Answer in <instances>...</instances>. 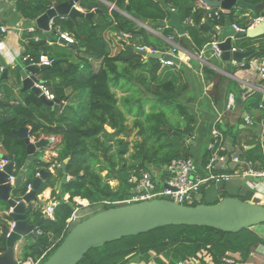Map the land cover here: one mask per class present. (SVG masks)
Listing matches in <instances>:
<instances>
[{
	"label": "trees",
	"instance_id": "obj_1",
	"mask_svg": "<svg viewBox=\"0 0 264 264\" xmlns=\"http://www.w3.org/2000/svg\"><path fill=\"white\" fill-rule=\"evenodd\" d=\"M62 1L65 0H14V7L25 20L34 22L51 6ZM164 1L168 8L181 15L187 36H179L172 27L154 28L161 30L166 37L172 36L181 46L187 47L190 43L197 52L204 50L207 54L213 50L211 57L218 56L208 44L216 35V26L224 24L225 14L217 7H207L201 0ZM245 1L258 7L257 10L235 7L230 12L233 22L240 27H247L249 16L264 15V0ZM127 2L133 12L150 22L169 18L168 9L157 0H115L116 6L121 9L127 6ZM81 6L88 11L99 9L93 22L83 17L57 16L51 29L55 38L51 45H46L47 38L39 28L24 33V56L38 59L45 54L60 60L39 75L62 104L52 108L33 91H23L21 76L15 69L19 87L14 90L13 85L5 83L0 69V92L5 95V101H13L8 106H0V151L7 154L12 146L15 147V174L27 159L25 140L15 130L27 127L31 137L49 140L38 150L39 155H44L46 150L56 152L48 162H33L27 179L12 191V196L20 200L41 168L49 170L54 167L37 190L39 195L51 188V198L56 202L54 219L45 217L40 221L44 215L43 204L39 200L28 204L27 220L31 223L40 221L37 228L41 233L22 247L19 256L23 260L29 257L37 260L44 255L40 264L49 258L69 233L71 227H68V220L75 211L101 205L94 214L128 204L115 202L131 198L136 185L133 177H139L142 171H146L158 186L171 176L168 166L172 160L193 158L189 139L195 133L197 118L182 99L190 88L186 67L183 64L165 65L157 58L145 60L136 51V46L167 51L168 43L153 36L135 21L110 10L99 0H81ZM218 11L220 15H216ZM57 28L74 37V49H67L56 42ZM123 33H128L130 37H124ZM35 36H39V40ZM1 38L0 33V41ZM239 40L241 48L252 50L244 59L246 67L251 60L264 58V41L255 45L251 38ZM23 62L26 65L31 63L30 59ZM202 74L205 82L213 84L211 98L215 103L219 102L225 94L227 77L208 65H203ZM229 88L233 90L231 86ZM117 90L126 94L119 97ZM257 95L255 93L253 98L237 102L236 108L240 113L242 110L251 112L260 120L264 117V100L263 106L256 109L254 102ZM255 111H260V114ZM129 116H132L131 123ZM238 118L235 125L228 122V128L218 124L224 136H230L235 144L239 143L240 124L245 122L243 117ZM137 128V138L130 141L131 133ZM245 142L251 147L242 152V158L262 161L263 151L256 140V133H250V140ZM212 152L206 146L201 158L194 160L198 170L209 162ZM67 159L69 180L58 192V182L63 176L61 166ZM112 182H117L116 190ZM223 185L225 183L219 184L220 188ZM201 190L202 199L190 205L213 204L226 196L239 197L244 201L252 199L250 193H245V196L223 193L220 197L204 201L206 186ZM66 195H69L67 199ZM75 198L86 199L89 203L80 204ZM9 208L5 201L0 200V253L7 247V234L12 221L6 213ZM263 243L264 239L251 228L233 233L206 226L171 225L92 248L78 264H177L180 260H187L190 264H228L226 259H231V264L246 263L256 247Z\"/></svg>",
	"mask_w": 264,
	"mask_h": 264
},
{
	"label": "water",
	"instance_id": "obj_2",
	"mask_svg": "<svg viewBox=\"0 0 264 264\" xmlns=\"http://www.w3.org/2000/svg\"><path fill=\"white\" fill-rule=\"evenodd\" d=\"M163 8L168 9L169 18L164 21L151 22L153 26L172 27L179 36L187 35V28L181 15L174 9L168 8L164 0H157ZM80 0H65L57 3L52 8H49L45 13L40 15L35 23L39 29L44 31L47 38V45L54 42V37L51 34L50 20L57 16H68L72 19L79 17L87 18L93 22L94 14L99 10L95 8L90 11H84L77 7ZM207 7H217L225 10V21L223 26L217 30L216 36L219 41L218 47L221 50L220 58L226 62V69L232 70V60L241 62L245 59L252 50H237L232 51L234 41L241 38L255 39L264 35V21L254 28L247 31L236 30L230 12L235 7H247L252 10H257V5L251 4L245 0H201ZM127 12L132 11L131 6H126ZM134 17L147 23L149 20L143 18L136 12ZM251 18L250 16L248 19ZM209 23V21H208ZM212 27V26H211ZM62 45H67L65 40L58 39ZM76 47L75 44H69ZM211 47V44H208ZM134 50L133 47H129ZM138 53L145 57V60L150 58L160 59L162 62H171L175 65L181 64V58L178 54L170 51H150L147 49L138 50ZM0 60L5 66L6 62L0 54ZM59 59H54L50 65H15V69L21 76L23 91L31 90L46 104L55 107L56 104L63 102L58 98L48 100L41 93L40 88L35 84L38 79V74L45 68L56 64ZM8 69L4 68L3 76H6ZM262 99V94L257 95L254 105L259 108ZM240 103V98L237 99ZM3 104L9 105L4 101H0V106ZM138 128L130 135L129 140L134 138ZM15 132L24 138L26 143L27 159L22 167L17 171L14 181H9V176L13 173L15 147L12 146L11 151L7 154H0L7 160L3 169H0V200L5 201L9 207H13V211L8 215L15 223L9 236L6 240V250L0 253V264H15L16 263V246L25 238H36L35 233L40 221L31 223L27 220L26 212L28 204L38 200L37 190L45 181L51 169L41 168L39 174L33 178L30 188L27 193L20 199L12 196V191L20 185L29 174V169L33 162L43 161L48 162L43 155L38 154L44 145L49 143L48 139L32 140L27 127H21ZM67 160L62 164L61 168L63 176L58 182V192L62 186L69 180L67 174ZM167 187V183H164ZM83 204V203H82ZM264 223V202L258 196H254L250 201H244L239 197L226 196L220 199L219 202L213 204L198 203L196 205L180 204L176 201L167 198H153L132 202L125 205L115 206L108 209L100 210L86 219L79 221L71 227L69 233L64 238L59 247L49 256L43 264H78L85 254L92 248L104 246L106 243L120 240L124 237L135 236L146 233L150 230L163 226L171 225H189V226H206L219 229L226 232H239L243 229H249L254 226Z\"/></svg>",
	"mask_w": 264,
	"mask_h": 264
},
{
	"label": "built area",
	"instance_id": "obj_3",
	"mask_svg": "<svg viewBox=\"0 0 264 264\" xmlns=\"http://www.w3.org/2000/svg\"><path fill=\"white\" fill-rule=\"evenodd\" d=\"M2 0H0L1 2ZM51 6L50 8H52ZM221 13L226 14L225 10L219 8ZM219 11L216 12V15H220ZM64 18L65 16H61ZM56 17L50 20V27L52 29L53 21ZM249 24L247 27H240L234 23V28L236 30L247 31L248 29L254 28L256 25L262 23L264 21V15H259L255 18H249ZM223 25H217L216 29H220ZM37 28V25L34 22H31L30 25L27 27L28 32H34ZM9 30V26L6 24L0 23V33L4 35ZM124 37H130L128 33H123ZM36 40H39V36H35ZM58 39L65 40L66 44H74L75 39L74 37L69 34L67 31L58 30ZM218 39L217 36L214 35L211 44V47L214 49L216 55L220 57L221 50L218 47ZM136 49L143 50L147 49L150 51H156L148 46H136ZM176 48H174L172 53H176ZM232 51H237L239 48L233 46ZM243 50V49H240ZM23 61L30 59V64L35 65H42L47 64L50 65L54 59L50 58L49 56L42 54L38 59L30 57V55H22ZM234 65L237 67V70L240 69H254L257 76H259V83L254 85L247 80L241 79L243 83V91L240 95V98L244 101L250 96L251 93L262 94V99L259 104V108H261L262 102L264 100V58L263 59H253L249 62L248 67H246V62L244 59L241 62H237L232 60ZM165 65H172L171 62H163ZM1 71H4V66H1ZM39 80L35 82V84L40 88L42 94L48 100H54L56 97L54 93L47 87L45 81L38 77ZM236 97L233 93L228 95V100L226 103V110L231 111L236 108ZM257 115H253L251 112H246L243 115L244 118V127L254 126L257 124L260 125V131L256 133V140L260 144L261 149L263 151V160H247L242 158L243 150H247L251 147V145L247 142L242 143L244 149L237 143L233 142L232 148H226L225 145V137L222 130L218 127L220 124V118L218 117L212 133L210 141L207 145L208 149L212 150V156L209 162L200 170H198L197 164L195 163L194 159L191 157L187 158H177L172 160L170 165L168 166L169 170L171 171V176L164 180V183H167V187L163 186L162 189H157V182L153 179V176L146 172L142 171L139 177H133L132 181L136 184L133 189V195L131 198L123 200V201H116L115 203H132L138 202L142 200H149L153 198H167L173 201H176L180 204H190L192 202L199 201L201 196V188L203 186H209L212 182L214 184H222L231 181L234 178H245L247 186L254 190V196H258L259 193L264 195V117L260 120L256 119ZM32 140H37L34 137H31ZM54 140V137L51 138ZM224 152V153H222ZM0 154L1 153L0 151ZM7 160L3 157H0V169L6 165ZM15 164L13 168V173L9 176V181L12 183L15 179ZM37 173L36 175H38ZM30 188V184L29 187ZM259 197V196H258ZM261 198V197H260ZM262 199V198H261ZM109 203V201H108ZM56 202L52 200V202H47L46 204L42 205V213L44 217L54 219V207ZM13 211V207H10L9 210L6 212L9 214ZM76 220V211L72 215L71 218L68 220V227H71L74 221ZM15 223L11 221L10 231L7 234L9 236L11 230L13 229ZM36 234H40L41 230L36 228ZM44 256V255H43ZM43 256L37 260L29 257L27 259H16L18 264H40L41 259ZM228 264L233 263L231 259H226ZM177 264H190L187 260H180Z\"/></svg>",
	"mask_w": 264,
	"mask_h": 264
},
{
	"label": "crops",
	"instance_id": "obj_4",
	"mask_svg": "<svg viewBox=\"0 0 264 264\" xmlns=\"http://www.w3.org/2000/svg\"><path fill=\"white\" fill-rule=\"evenodd\" d=\"M99 1L104 5H106L107 7H109L110 10H115L119 12L121 15L135 21L138 25L144 27L153 36L164 39L169 45L167 51H172L174 48L177 49L176 54H178L181 58L180 65L183 64L187 69V75H188L187 80L189 81V85H190L189 93L187 95H184L182 99L185 101L188 108L195 114L197 118L196 130L193 136L189 139V142L191 143V145L192 143L195 144L194 147H192L193 148L192 154L195 155V158L200 159L204 149L206 148V145L210 141L211 133L218 117L221 116L220 124H223L225 128L226 127L228 128V122H230V124L232 125H235L239 121L238 117L239 116L243 117V115L247 112L246 110H242L240 113V111H238V108H234L231 111H227L226 103L228 100V95L230 93H233L237 101V99L240 98L243 89L242 87L243 83L241 82V79L247 80L250 83L256 85L259 83V76L256 75L254 69L252 68L237 70L236 69L237 67L234 65L233 62H232V70L228 71L226 69V62L220 61L221 63L218 64L210 62V58L209 56H206L204 50L197 52L193 49L190 43L187 45V47L181 46L173 39L172 36L166 37L164 36L161 30L154 28V26L151 24L150 21H148L147 23L143 21H139L134 17L133 11L127 12L126 7L124 9L117 7L115 4V0H99ZM76 5L77 7L81 8L84 11H88L81 6V0ZM127 5H129L128 2ZM0 23L9 26L8 32L2 35L0 41V54L6 62L4 68L8 69L6 76L3 77H5V83L7 85H13L14 90H17L19 87L18 84L16 83L18 79L13 69H15V65L17 64H21L23 66L26 65L22 59V55L23 52L25 51V43H26V40L24 38V33L27 31V27L28 25L31 24V22L25 20L15 11L14 0H2L0 2ZM57 30L59 29L57 28ZM42 33L44 34V31H42ZM253 41L255 45H259L261 42L264 41V35H261L253 39ZM56 42L60 44L58 42V39ZM52 43L53 42H50L49 45H51ZM112 45H115V43ZM233 45L239 49L245 50L244 48H241L240 45L236 44L235 41ZM62 46H65L67 49H74L69 44ZM82 50H84V48H82ZM0 64L3 66L1 60H0ZM203 65H208L209 67L215 69L216 71L227 77L228 79V83L226 85L227 87L225 88L226 89L225 94H223V98L217 103L213 101L210 95V91L213 87V84L205 82L203 78V74H202ZM96 67H98V63L96 64ZM37 76L40 77L39 74ZM230 86L233 90L229 88ZM242 93H244V91ZM253 94L255 93H251L250 96L248 97L251 98ZM256 94H258V92ZM5 98H6L5 95L1 91L0 101H4L10 104L13 103V101H7V100L5 101ZM240 100L241 102L243 101L241 98ZM2 106H8V105L3 104ZM255 113L260 114V111H255ZM240 128H246V127H244L243 124H240ZM225 138H226L225 139L226 148H232L233 147L232 138L230 136H226ZM44 155L47 161H50V159L56 155V152L51 150H46L44 152ZM50 169L51 171H54L53 167H51ZM156 174L158 178L161 179L160 174L158 173ZM66 196L65 199L69 197V195ZM220 196L221 195H217L212 198L220 197ZM79 199L82 200L83 202L87 201L86 203H89L88 200L86 199H81V198ZM38 200L42 201V204L43 203L46 204L47 202H52L51 188H47L43 193L39 194ZM75 200H77V198H75ZM251 229L254 230L260 237L264 239V224L254 226ZM31 239L32 238L27 237L23 239L22 242L17 244L16 258L18 254L20 256L22 247L25 244L29 243ZM149 264H155V263L150 262ZM236 264H264V243L259 244L256 247L248 262L236 263Z\"/></svg>",
	"mask_w": 264,
	"mask_h": 264
},
{
	"label": "rangeland",
	"instance_id": "obj_5",
	"mask_svg": "<svg viewBox=\"0 0 264 264\" xmlns=\"http://www.w3.org/2000/svg\"><path fill=\"white\" fill-rule=\"evenodd\" d=\"M235 42H236V44L240 45V40L239 39L235 40ZM211 54H213V50L212 51L210 50L209 53L206 54V56H209L210 62L218 64L219 61H220L218 56H214L213 55L211 57ZM117 94H118L119 97H122L123 95H125L124 92H122L120 90H117ZM129 122L130 123L132 122V116H129ZM260 128H261L260 125L257 126V124L254 125V126H248L246 128H241L242 130H241V132H239L240 139H239V143L238 144L241 146L242 149H244L243 146H242V143H244L247 140H250V133H252V132H258L259 133ZM135 138H137V132L135 133L134 138L131 141H133ZM194 145L195 144L192 143V147H194ZM243 151H245V149ZM43 156H45V155H43ZM193 158H194V160H196L194 154H193ZM158 184L159 185L157 186V189H162L163 186H164V183L161 182V183H158ZM112 185L115 186V190H116L117 189V186H116L117 182H112ZM254 192H255L254 190H252L251 188H249L247 186L245 178H234L231 181L225 183V185H223L221 188H220L219 184H213V182H212L206 188V191L204 193L205 194L204 201L205 200L206 201L211 200L212 199L211 197H214V196H217V195H222L223 193H225V194L226 193L235 194V195H240V196H245V193L246 194L250 193L252 195V198H253L254 197ZM202 196H203V192L201 190V196H200L201 198H200V200L202 199ZM76 201L78 203H80V204L83 203V205H88V203H86L87 201L86 202L80 201L79 198H77ZM262 201L264 202V199H262ZM40 202L42 203V201H40ZM100 208H101V205H95L93 207L88 206V207H85V208H82V209H78L77 212H76V220L74 221L72 226H74L76 223H78L82 218L92 214L94 211L99 210ZM18 257H19V254L17 255L16 259H18Z\"/></svg>",
	"mask_w": 264,
	"mask_h": 264
},
{
	"label": "bare ground",
	"instance_id": "obj_6",
	"mask_svg": "<svg viewBox=\"0 0 264 264\" xmlns=\"http://www.w3.org/2000/svg\"><path fill=\"white\" fill-rule=\"evenodd\" d=\"M258 196L261 197L262 199H264V195H262L261 193H259ZM80 201H82V200H80Z\"/></svg>",
	"mask_w": 264,
	"mask_h": 264
},
{
	"label": "flooded vegetation",
	"instance_id": "obj_7",
	"mask_svg": "<svg viewBox=\"0 0 264 264\" xmlns=\"http://www.w3.org/2000/svg\"><path fill=\"white\" fill-rule=\"evenodd\" d=\"M54 168V167H53Z\"/></svg>",
	"mask_w": 264,
	"mask_h": 264
}]
</instances>
